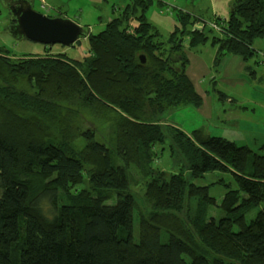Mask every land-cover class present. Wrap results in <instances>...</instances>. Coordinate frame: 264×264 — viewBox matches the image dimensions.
<instances>
[{
  "label": "trees",
  "instance_id": "obj_1",
  "mask_svg": "<svg viewBox=\"0 0 264 264\" xmlns=\"http://www.w3.org/2000/svg\"><path fill=\"white\" fill-rule=\"evenodd\" d=\"M149 3L130 0L122 16L96 34L84 25L89 55L83 60L49 48L17 57L0 46V264H264V205L258 207L264 204V153L200 129L188 135L171 123L170 113L202 103L186 73V47L178 33L189 34V47L207 36L188 30L189 14L176 12L182 30L170 34L165 57H158L145 17ZM230 9L227 20L212 22L219 31L212 37L218 54L246 60L255 54L256 39L264 53V0H233ZM128 14L136 19L131 28L122 23ZM73 104L78 119L84 118L81 109L94 104L117 109L124 119L120 136L128 144H122V165L112 164L107 144L89 132L80 134L85 149L101 161L85 183L115 191L110 207L103 204L105 193L71 192L84 177L86 159L49 140L41 124L60 120L55 112ZM144 106L147 115L141 113ZM165 152L166 165L174 169L173 157L180 154L183 174L160 171L162 180L163 173L152 175V163ZM132 162L144 169L141 197L165 216L155 214L148 224L142 220L137 237L136 198L128 191L135 184L128 178ZM208 174L215 180L203 182ZM215 184L224 187L219 204L208 194ZM64 191L69 200L60 202ZM184 204L190 222L169 213ZM209 207L219 208V215L209 214Z\"/></svg>",
  "mask_w": 264,
  "mask_h": 264
},
{
  "label": "rangeland",
  "instance_id": "obj_2",
  "mask_svg": "<svg viewBox=\"0 0 264 264\" xmlns=\"http://www.w3.org/2000/svg\"><path fill=\"white\" fill-rule=\"evenodd\" d=\"M127 3H130V0H32V8L52 16H58L61 13L81 26L87 25L89 31L96 34L105 27L110 19L122 16ZM232 3L233 0H150L145 11V17L150 24L151 31L154 32L153 41L156 46L153 53L158 57H165L163 48L170 34L177 28L182 30L183 24L177 18L176 12L183 11L189 14L188 30L197 28L207 36L203 44L189 47L187 44L189 34L187 32L178 33L186 47L183 49L184 54L188 55L190 59L194 55L204 62L202 66H199L191 59V63H193L190 67V74L192 77H198L201 80V85L207 95L204 104L207 111L202 110L200 112L195 108H184L170 113V121L182 123L181 127L188 131H191L194 125L198 127L204 125L209 135L222 136L236 144L247 143L253 146L256 152L263 154L264 147L258 148V145L264 144V123L259 126L252 124V122L260 120L264 122L263 43L260 39H256L253 42L255 54L246 60L237 55H226L227 57L221 59L222 54H218L216 45L212 44V37L219 35L218 29L212 28V22L217 21L218 23L227 20L230 16ZM5 22H9V14L2 0H0V46H3L10 54L18 55L17 57L22 54H43L46 48H49L51 52H62L68 58L76 60H83L89 55L88 42L85 36H79L78 40L68 47L60 44L43 45L28 39H13L3 28ZM122 23L125 27L131 28L136 24V19L128 14L125 15ZM140 56L144 58L143 53L138 54V57ZM173 56L175 57L174 54ZM214 57L220 58L216 60V66H213ZM13 59L16 62L21 60L16 57ZM146 61L144 58L142 64ZM196 92L198 93V91ZM46 99L49 100V97L47 96ZM148 111L149 108L144 106L141 113L147 115ZM56 113L61 115V119L58 121L55 120L50 123L41 120V124H44L46 128V134L52 135L49 140H53L64 150L70 149L69 154L83 155L82 159H86L84 177L79 184L73 186L76 188L70 187L71 192L92 195L105 193L104 206L114 205L117 195L115 191L106 190L108 188L104 190L85 183L88 173L101 168V161L98 156L85 149L86 141L81 138L82 135L80 134L89 132L94 136L95 141L107 144L111 149L112 164L122 165L121 156L123 154L120 153L123 150L122 144H128L125 138L120 136L124 119L120 118L117 109L103 108L99 104L91 105L86 110L81 109L80 114L84 115L83 119L74 117V114L78 113L76 104L71 105L69 110H61ZM179 156L180 154H177V158L173 157V160L178 162L174 169L172 165H166L169 162L166 152L163 155L158 154L155 162L152 163V166H155L151 170L152 175L163 173L160 171L172 172L171 170H174L173 172L176 174H183L182 169L185 167L184 163L178 159ZM141 165L132 162L128 166V178L135 182L128 189L136 198L133 209V235L135 237L140 234L142 220L148 224L153 223L152 221L157 217L153 215L164 216L162 210L153 205L152 200L141 197L144 188L146 189V183L141 179L144 172ZM164 175L165 173L160 178L161 180L164 179ZM212 180H215L214 175L208 174L206 181L203 180V182L209 183ZM64 192L61 193L60 202L69 200V195L66 191ZM223 193L224 187L218 184L210 186L208 190V194L212 195L218 204ZM120 194L122 195L123 192ZM261 205L264 204H259L258 207ZM169 213L172 217L176 215L178 218L182 217L189 222L192 218V213L187 210L185 204L183 208L176 211L171 210ZM209 214L218 216L219 208L215 210L209 207ZM249 215H253V211H250Z\"/></svg>",
  "mask_w": 264,
  "mask_h": 264
},
{
  "label": "water",
  "instance_id": "obj_3",
  "mask_svg": "<svg viewBox=\"0 0 264 264\" xmlns=\"http://www.w3.org/2000/svg\"><path fill=\"white\" fill-rule=\"evenodd\" d=\"M10 23L5 31L15 40L28 39L43 45L71 46L88 30L64 16H48L32 8V0H13L8 5ZM140 63L144 58L140 56Z\"/></svg>",
  "mask_w": 264,
  "mask_h": 264
},
{
  "label": "crops",
  "instance_id": "obj_4",
  "mask_svg": "<svg viewBox=\"0 0 264 264\" xmlns=\"http://www.w3.org/2000/svg\"><path fill=\"white\" fill-rule=\"evenodd\" d=\"M44 8H45V4H44ZM47 15V14H46ZM59 16H64L65 17V15H63V14H61V13H59L58 14ZM48 16H52V15H50V14H48ZM8 25V22H5V23H3V28H4V30H5V27ZM225 57H227L226 55H222V56H220V58L222 59V58H225ZM187 58H188V64H187V67H186V73H187V75H188V77H189V79L191 80V82H192V84H193V87L196 89V91H198V94L199 95H201L200 97H201V99H202V104H201V106H199L198 108H196V109H198V111H207V107L205 106L204 107V104H205V102H206V97H207V95L205 94V89L202 87V85H201V80L200 79H198V77H192L191 76V74H190V67L192 66L191 64L193 63V62H195V64L197 63L199 66H202L203 64H204V62L202 61V60H200L199 58H197L196 56H194V55H192L191 56V59H192V63H191V59H190V57L187 55ZM219 58V59H220ZM218 59V60H219ZM184 109V108H183ZM170 115V114H169ZM171 123H173L175 126H177V127H179L183 132H185L186 134H190L191 133V131L193 130V129H200L201 131H203L205 134H208L207 132H206V130H205V128H204V125H201L200 127H198V126H196V125H194V127H193V129L191 130V131H188V130H186V129H184V128H182L181 126H182V123H180V122H178V121H171ZM264 122H262V120H260V121H257V122H252V124L254 125V126H259L260 124H263ZM262 144H260V145H258V148H259V146H261ZM263 146H264V144H263Z\"/></svg>",
  "mask_w": 264,
  "mask_h": 264
},
{
  "label": "flooded vegetation",
  "instance_id": "obj_5",
  "mask_svg": "<svg viewBox=\"0 0 264 264\" xmlns=\"http://www.w3.org/2000/svg\"><path fill=\"white\" fill-rule=\"evenodd\" d=\"M11 1H13V0H2V3L4 4V6L6 7V4L8 5V3H10ZM8 7H6V9H7ZM8 10V9H7ZM8 14H9V12H8ZM8 24H9V22H8Z\"/></svg>",
  "mask_w": 264,
  "mask_h": 264
}]
</instances>
